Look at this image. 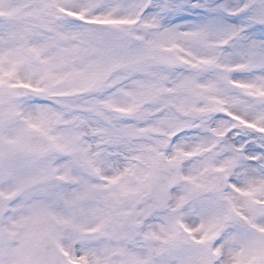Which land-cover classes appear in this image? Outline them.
I'll return each instance as SVG.
<instances>
[{
    "label": "snow or ice",
    "instance_id": "1",
    "mask_svg": "<svg viewBox=\"0 0 264 264\" xmlns=\"http://www.w3.org/2000/svg\"><path fill=\"white\" fill-rule=\"evenodd\" d=\"M0 264H264V0H0Z\"/></svg>",
    "mask_w": 264,
    "mask_h": 264
}]
</instances>
